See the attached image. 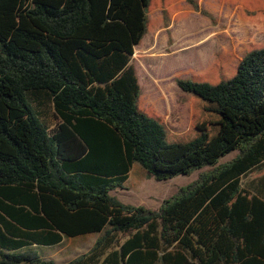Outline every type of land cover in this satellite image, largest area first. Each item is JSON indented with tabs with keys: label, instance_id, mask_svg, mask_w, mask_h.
<instances>
[{
	"label": "trees",
	"instance_id": "obj_1",
	"mask_svg": "<svg viewBox=\"0 0 264 264\" xmlns=\"http://www.w3.org/2000/svg\"><path fill=\"white\" fill-rule=\"evenodd\" d=\"M173 1L0 0V264H55L29 246L90 232L66 264H264V171L249 176L264 168V0H224L263 40L176 80L181 132L140 106L130 62L150 9L181 15ZM135 162L156 180L199 172L150 209L111 193Z\"/></svg>",
	"mask_w": 264,
	"mask_h": 264
},
{
	"label": "rangeland",
	"instance_id": "obj_2",
	"mask_svg": "<svg viewBox=\"0 0 264 264\" xmlns=\"http://www.w3.org/2000/svg\"><path fill=\"white\" fill-rule=\"evenodd\" d=\"M208 15L194 11L184 0L172 2L175 12L163 13L160 6L148 13L149 29L135 46L131 58L140 84V106L150 110L174 132L183 131L189 122V93L176 84L178 78L199 76L208 70L219 53H233L240 57L248 44H259L263 35L240 18L236 2L224 0H195ZM43 119L52 124L50 112ZM231 151L219 159L228 160ZM264 171L251 172L255 176ZM199 170L188 175H177L156 180L134 163L123 188L111 193L123 203L156 209L160 202L174 195L179 186L196 178Z\"/></svg>",
	"mask_w": 264,
	"mask_h": 264
},
{
	"label": "crops",
	"instance_id": "obj_3",
	"mask_svg": "<svg viewBox=\"0 0 264 264\" xmlns=\"http://www.w3.org/2000/svg\"><path fill=\"white\" fill-rule=\"evenodd\" d=\"M142 40L143 38L141 39V41ZM137 78H138V74H137ZM99 236H100L99 232H90L76 236H66L62 234V239L59 243L52 245L32 244L29 247L35 250L42 259L53 260L55 264H66L70 260L74 259L76 256L86 253L94 245L96 239ZM124 239L125 236L121 235L120 236L121 242Z\"/></svg>",
	"mask_w": 264,
	"mask_h": 264
}]
</instances>
